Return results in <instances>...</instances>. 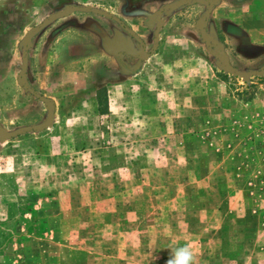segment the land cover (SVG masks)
Masks as SVG:
<instances>
[{
	"label": "rangeland",
	"instance_id": "1",
	"mask_svg": "<svg viewBox=\"0 0 264 264\" xmlns=\"http://www.w3.org/2000/svg\"><path fill=\"white\" fill-rule=\"evenodd\" d=\"M173 2L157 40L155 12ZM70 5L119 17L150 55L117 59L116 35L142 46L106 16L51 18L30 33L26 75L53 101L52 124L17 133L48 120L17 79L23 39ZM259 9L264 0H0V126L16 133L0 139V264H168L186 246L195 264H264V132L256 145L252 129L232 128L253 123L245 103L258 106L264 75L230 74L197 31L206 21L211 51L222 44L237 70L263 68Z\"/></svg>",
	"mask_w": 264,
	"mask_h": 264
},
{
	"label": "water",
	"instance_id": "2",
	"mask_svg": "<svg viewBox=\"0 0 264 264\" xmlns=\"http://www.w3.org/2000/svg\"><path fill=\"white\" fill-rule=\"evenodd\" d=\"M190 0H183V2H188ZM218 0H215V3ZM182 5L181 2H173V3H168L165 4L161 7H159L157 9V11L155 12L154 17L157 20V25L155 27V35H156V39L158 40V34H159V29L161 28V26L163 25V19L161 18V15L164 11H166L167 9H175L178 8ZM214 3L209 2L207 4V13H206V21L209 18L210 15V11L211 8L213 7ZM77 10H88L91 11L93 13L99 14V15H103L106 16L108 18H111L117 22H121L120 18L115 16V15H111L110 13L101 10V9H97L95 7H91V6H77V5H70L68 6L66 9L64 10H60L58 12H56L55 14H53L50 18H46L44 19V21L42 23H40L39 25L33 27L32 29H30L29 31H27L24 39H23V57H22V63H21V67H20V72L18 74V81L20 82V84L22 85V87H24L29 93H31L33 96H35L36 98H38L39 100H41L45 107L48 110V120L46 121V123L44 125H31V126H27L24 127L20 130L17 131V133H22L25 131H30V130H41L44 127H48L52 124V120H53V109H54V103L53 101L48 98L43 96L41 93L36 92L33 88L30 87V85L28 84L27 81V75H26V60H27V49H28V42L30 41V33L31 31L39 28L40 26L45 25L51 18L53 17H66L68 15H70L72 12L77 11ZM203 22L200 23L198 25L197 31H199V33L201 34L202 39L205 42V45L207 46V48L210 50V52L219 60V62L221 63V65L232 75H236L242 78H248V77H252V76H261L264 75V67L260 68V69H256V70H251V71H239L237 70L230 62L229 56L224 52L223 50V45L222 44H218V46L220 47V50L218 53H214L213 51H211V47H210V42L212 41V36L209 34L205 33V26L207 22ZM147 24H150L151 22L149 20L146 21ZM125 30L131 34L133 37H135L139 43L142 46V50L139 53H134L131 48H128L125 46L124 41L121 39V37H119L118 35H116L113 40L116 43L115 46L112 47H108V50L111 51V53H113L115 55V57L117 59H120V54L121 53H125L128 55H132L135 58H138L139 60H143L146 57H148L150 55V53L145 52L144 50V44L141 40V38L139 37V35L135 34L133 31H131L128 27H125ZM157 46V45H156ZM155 46V48H156ZM16 133H8L7 130L5 128H2L0 126V139L4 140V139H9L10 137L14 136Z\"/></svg>",
	"mask_w": 264,
	"mask_h": 264
},
{
	"label": "crops",
	"instance_id": "3",
	"mask_svg": "<svg viewBox=\"0 0 264 264\" xmlns=\"http://www.w3.org/2000/svg\"><path fill=\"white\" fill-rule=\"evenodd\" d=\"M257 18L259 20L257 22V27H255V28L261 29V31H262V29H264V27H262V26H264V16L262 15V11H260V9H259V15H258ZM261 34H263V37H256L255 30H252V37H253L252 39L253 40H256L257 38H259V39L260 38H264V32H261ZM133 52L134 53H139V52H135V51H133ZM121 54H125V53H121ZM125 55H128V54H125ZM129 56L132 57V58H135L132 55H129ZM135 59H138V58H135ZM129 66H130V64H129ZM253 102L255 104H258V106H256V107L255 106H251V108H253V109H251L249 107V105H252V102L248 101V102L245 103L249 110H251V111L253 110L252 111V114H253V123L251 125H249V123H245L244 121H242V118H240L239 121L236 120V126L233 125L232 128H236L237 130H240L242 132L240 134V137H238V138H241L242 135L245 136L244 135L245 133H243V131L246 132L247 127H249L250 129L253 130L252 131L253 133H255L256 135H258V139H256V141H257V144L256 145H258V143L260 141H262V139H259V137H261V134L259 135V133L261 132L263 134V132H264V95H261V94L258 95L257 94V96L253 99ZM217 123H219L220 125L224 124L222 121H219ZM220 125L218 126L220 129L219 130L216 129L217 131H220V133L218 132L219 134H221L224 131V127H222Z\"/></svg>",
	"mask_w": 264,
	"mask_h": 264
},
{
	"label": "clouds",
	"instance_id": "4",
	"mask_svg": "<svg viewBox=\"0 0 264 264\" xmlns=\"http://www.w3.org/2000/svg\"><path fill=\"white\" fill-rule=\"evenodd\" d=\"M168 264H195L194 253L190 247H183L175 250L174 259H170Z\"/></svg>",
	"mask_w": 264,
	"mask_h": 264
},
{
	"label": "flooded vegetation",
	"instance_id": "5",
	"mask_svg": "<svg viewBox=\"0 0 264 264\" xmlns=\"http://www.w3.org/2000/svg\"><path fill=\"white\" fill-rule=\"evenodd\" d=\"M111 19V18H110ZM112 21H114V22H116V23H118L121 27H122V29H125V27H127L126 26V24L124 23V21L122 20V19H120L121 20V22H122V24L120 23V22H117V21H115V20H113V19H111ZM142 40V39H141ZM143 41V40H142ZM145 41H143V44H144V46H145V43H144ZM145 50H146V47H145ZM147 51V50H146ZM145 51V52H146Z\"/></svg>",
	"mask_w": 264,
	"mask_h": 264
},
{
	"label": "built area",
	"instance_id": "6",
	"mask_svg": "<svg viewBox=\"0 0 264 264\" xmlns=\"http://www.w3.org/2000/svg\"><path fill=\"white\" fill-rule=\"evenodd\" d=\"M253 213L254 214H259L256 209L253 210ZM260 218H261L262 224L264 225V215H260Z\"/></svg>",
	"mask_w": 264,
	"mask_h": 264
},
{
	"label": "trees",
	"instance_id": "7",
	"mask_svg": "<svg viewBox=\"0 0 264 264\" xmlns=\"http://www.w3.org/2000/svg\"><path fill=\"white\" fill-rule=\"evenodd\" d=\"M252 96H253V95H252ZM252 96H248L247 100H248V99H251ZM103 98H105V97H103ZM104 105H105V102H104ZM99 106H100V103H99ZM101 106H102V105H101ZM100 112H101V113H104V112H106V110L104 109V110H101Z\"/></svg>",
	"mask_w": 264,
	"mask_h": 264
}]
</instances>
